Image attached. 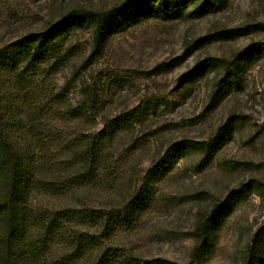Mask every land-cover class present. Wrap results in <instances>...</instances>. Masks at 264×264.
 <instances>
[{
	"label": "rangeland",
	"instance_id": "374dc122",
	"mask_svg": "<svg viewBox=\"0 0 264 264\" xmlns=\"http://www.w3.org/2000/svg\"><path fill=\"white\" fill-rule=\"evenodd\" d=\"M123 1L0 0V48L72 8L107 10ZM198 1H187L182 12L170 17L114 30L98 56L90 55L91 29H77L69 40L74 46L69 59L45 65L27 92L55 141L70 144L103 127L98 113L85 118L78 112L84 106V83L100 91L103 116L126 120L109 147L119 160L122 185L144 182L164 156L181 148L174 167L156 183L153 205L105 243L143 259L189 264L198 212L244 182L249 185L246 200L220 225L202 264H246L256 241L264 248V185L250 186L256 178L264 183V0H222L202 11L196 9ZM246 26L248 30L226 39L214 36ZM253 43L259 45L258 55L214 104L211 91L220 69H202L198 63L233 57ZM114 75L128 81L113 83ZM224 123L231 126L224 144L210 164L197 165L199 154L186 147L187 141L207 139ZM121 188L107 184L87 194L92 204L105 207L124 192ZM45 199L51 205L62 202Z\"/></svg>",
	"mask_w": 264,
	"mask_h": 264
},
{
	"label": "trees",
	"instance_id": "16d2710c",
	"mask_svg": "<svg viewBox=\"0 0 264 264\" xmlns=\"http://www.w3.org/2000/svg\"><path fill=\"white\" fill-rule=\"evenodd\" d=\"M187 1L124 0L107 10L72 8L42 29L21 35L0 48V264H165L160 257L143 259L105 240L119 229L132 227L140 214L153 205L156 183L174 167L181 148L176 154L164 156L149 170L144 182L135 185L126 181L122 185L119 160H115L109 147L126 120L103 116L99 110L100 91L84 83V106L78 112L85 118L98 113L104 117L103 127L95 135L70 144L55 141L27 91L33 76L40 75L45 65L53 67L69 59L74 48L69 40L77 29H91L94 41L90 55L98 56L114 30L152 17L178 14ZM220 1L199 0L196 9H212ZM248 28L223 29L214 36L226 39ZM258 49L259 45L253 43L236 51L233 57L207 58L198 63L202 69H220L211 91L214 104L258 55ZM112 81L123 83L128 79L114 75ZM230 129L224 123L207 139L187 141L186 147L199 154L197 165L213 161ZM107 184L113 190L123 187L124 192L110 200L109 206L92 204L87 191ZM262 185L259 178L250 183L254 187ZM248 186L242 182L236 191L198 212L189 264H202L210 254L218 228L237 203L246 200ZM46 197L62 202L51 205ZM249 252L246 264L264 263V248L259 242Z\"/></svg>",
	"mask_w": 264,
	"mask_h": 264
}]
</instances>
